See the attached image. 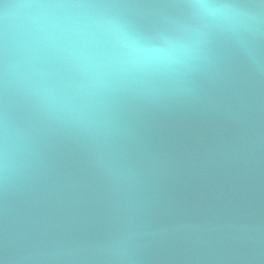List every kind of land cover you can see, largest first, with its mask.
I'll use <instances>...</instances> for the list:
<instances>
[{"label":"water","instance_id":"1","mask_svg":"<svg viewBox=\"0 0 264 264\" xmlns=\"http://www.w3.org/2000/svg\"><path fill=\"white\" fill-rule=\"evenodd\" d=\"M0 264H264V0H0Z\"/></svg>","mask_w":264,"mask_h":264}]
</instances>
